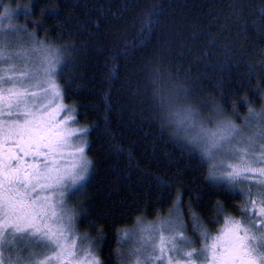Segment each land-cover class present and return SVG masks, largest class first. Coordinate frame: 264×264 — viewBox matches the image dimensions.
<instances>
[{
    "label": "trees",
    "instance_id": "16d2710c",
    "mask_svg": "<svg viewBox=\"0 0 264 264\" xmlns=\"http://www.w3.org/2000/svg\"><path fill=\"white\" fill-rule=\"evenodd\" d=\"M0 3L19 8L34 49L63 54L57 79L75 122L89 129L92 162L73 197L77 228L101 264L125 261L122 233L140 220L178 207L198 229L236 211L240 190L212 178L166 114L170 104L240 119L264 105V0Z\"/></svg>",
    "mask_w": 264,
    "mask_h": 264
},
{
    "label": "snow or ice",
    "instance_id": "6c2138e0",
    "mask_svg": "<svg viewBox=\"0 0 264 264\" xmlns=\"http://www.w3.org/2000/svg\"><path fill=\"white\" fill-rule=\"evenodd\" d=\"M18 11L10 8L0 11V63H8L13 58H26L22 53L8 52L7 48L11 45L3 39L6 32L15 34L17 31H27L11 23ZM5 23L7 28L4 27ZM39 51L43 54V50ZM47 51L51 52L50 49ZM51 63L60 62L54 60ZM64 66L60 65V71ZM0 72L11 73L0 75V262L6 259L7 264H24L25 260L34 264H53L54 261L59 264L67 256L68 260H64V264H69L75 256V245L68 244L70 236L66 233L71 231V225H66L63 214L56 211V198L57 193L60 198L63 197L66 181L70 180L75 185L87 178L92 166V162L85 156L88 145L85 143L84 146H77L69 141L74 137L82 138L89 129L68 131L66 125L75 120L74 115L57 122L56 116L61 112L73 111L62 103L53 112L47 111L52 103L62 99L59 86L49 79L56 74L54 67L49 66L40 72L13 64L12 67L0 69ZM33 88L42 91H32ZM49 95L52 99L46 104L41 103ZM197 115L191 109L173 108L169 104L166 118L178 130L186 132L191 143L202 147L209 159L223 156L239 160V165L249 164L248 160L242 158L249 153L232 146V140L239 134L234 126L210 131L199 124L195 118ZM252 115L258 114L253 112ZM260 123L264 124V119ZM255 135L264 140V133ZM247 143L251 147L261 148V156L253 157V162L264 163V145H256L252 140ZM66 148H73L74 151L65 152ZM66 157L72 158L71 165L61 167L69 163ZM217 168L228 169L218 179L229 185L245 182L250 175L264 177V168H241L223 160L213 166L214 171ZM248 182L264 186V179ZM250 203V209L242 208L247 220L229 218L226 228L213 238V244L202 250L211 252V264H264V207L257 208L255 202ZM260 203L264 205V199ZM177 241L190 243L182 234L170 240L161 237L159 246L154 242L151 245L153 253L159 252L160 255L146 256L144 261L137 260L136 264H146L152 260L155 264H165L166 259L167 264H173L175 258H166V251L180 252L188 261L201 254L195 250L183 252L178 248ZM33 245L40 251L30 252L26 257L17 255L13 260L2 255L4 250L13 249L23 253ZM137 251L134 250L133 254ZM47 252H53L55 256L48 257ZM38 256H45L46 259L36 260ZM94 264H100V261L95 260Z\"/></svg>",
    "mask_w": 264,
    "mask_h": 264
},
{
    "label": "rangeland",
    "instance_id": "374dc122",
    "mask_svg": "<svg viewBox=\"0 0 264 264\" xmlns=\"http://www.w3.org/2000/svg\"><path fill=\"white\" fill-rule=\"evenodd\" d=\"M5 8L10 9H19L16 7H12L5 3H0V11ZM19 11L17 12V14ZM16 14V15H17ZM12 24L16 25L18 28L23 29L20 22L17 20V17L14 16L13 20L11 21ZM4 27L7 28V24H4ZM23 30L15 32L12 34L11 32H6L3 39L5 43L10 44L11 46L7 48L8 52L13 53H22L24 57L21 59L13 58L12 61L8 63H0V69H6L12 67L15 64L19 68H25L30 71H40L42 72L44 68L52 66L56 69V74L49 77L52 81L59 86V89L62 94V99H57L55 103H52L50 108H48V112H53L58 104H63L67 109L70 107L64 102L63 100V93L61 86L57 79V73L60 69V65L63 62V54H58L57 51L55 53L48 52L49 49H41L33 48V44L30 43V36H27ZM46 45V44H45ZM48 46V45H47ZM46 47V46H45ZM43 50V54L41 51ZM57 57V58H56ZM59 61V64H52V61ZM11 74V73H3L0 72V75ZM39 81H32V83H37ZM48 85H45L47 87ZM3 87H12V85H3ZM32 91H42V89H31ZM52 99V96L49 95L47 99L41 101V103H48ZM72 110V109H71ZM198 115L195 117L199 124L210 130V131H217V130H225L228 125L234 126L238 131L239 134L236 135V138L232 140V146L240 149L241 152H248V156H243L242 158L249 161L248 165H239V160H233L230 157H223L221 156L219 159H209L207 154L204 152L202 147H198L199 153L208 161L210 174L213 179L219 180V176L221 173L226 174L228 169L226 168H217L215 171L213 170V166L220 163L223 160L225 163L237 165L241 168L243 167H251L253 170H258L260 168H264V163H257L253 162V157L261 156V148L260 147H251L248 145L247 141L252 140L255 142L256 145H264V140L258 139L255 135L256 133H264V124H261V119H264V105L260 108H257L256 116H253L252 113L241 115L240 119H234L231 116L227 115H216L213 114L211 116L201 115L198 112H195ZM74 115L72 111L69 112H61L58 116H56V121L59 122L65 119L67 116ZM68 131H73L77 129H84L85 126L77 125L75 120L66 125ZM180 133L185 134L188 139L190 140V136L184 132L183 130H178ZM235 135V133H233ZM86 135L81 137H74L72 138L69 143L74 144L77 146H84L87 143ZM65 152L74 151L73 148H66L64 149ZM85 156L88 159L85 151ZM71 157H66V160L69 161L68 164H62L61 167H70L71 165ZM89 173V172H88ZM83 175V173H81ZM88 175V174H87ZM264 179L259 175L256 176H249L245 182L241 184L244 185V194L246 196H255L256 192L259 190H264V186L258 185L256 183H249L248 181H253L254 179ZM257 181V180H256ZM84 181H78L75 185L69 180L65 182L63 187V197L60 198L57 193L56 204L57 208L56 211L58 213H62L64 216V222L66 225H71V231L66 233V235L70 236V240L68 241L69 245H75V256L69 261V264H94L95 260H99L97 256L96 247L93 245L94 243L89 241L86 236H81L77 228V216H78V208L73 198L75 196V190L83 183ZM228 184V183H227ZM229 185V184H228ZM240 183H237L233 186L239 188ZM240 189V188H239ZM200 222V221H199ZM198 223L196 218L192 215L186 218V216L182 213L181 209L178 207L172 208L166 214L157 217L153 220H140L136 222L133 227L126 229L122 233V238L119 244L118 252L119 256L124 258V262L121 264H136L137 260L144 261L146 256H158L160 255L159 252L153 253L152 251V243L154 242L157 246H159L160 238L164 237L166 239H171L172 237L183 235L187 238V241L190 243H184L181 241H177V246L179 249H182L183 252H192L197 245V242L193 240L191 236V228L198 227ZM92 246V247H91ZM7 246H5V249ZM134 250H139L134 253ZM40 251V249L36 248L34 245L28 248V251L23 253H18L15 249L12 251L4 250L2 255L4 257H11L13 260L16 259L17 255L28 256L30 252ZM199 251V250H198ZM48 257H54L55 253L47 252ZM166 258H175L173 260V264H193L194 257L192 261H188L184 259L180 252H165ZM36 260L46 259L45 256H38L35 258ZM64 260H68V257L65 256L63 260L59 262V264H64ZM100 261V260H99ZM0 264H7V260L5 259ZM24 264H34V262H30L28 260L24 261ZM53 264H56L54 261ZM101 264V262H100ZM146 264H155V261H147ZM165 264H167V259L165 260Z\"/></svg>",
    "mask_w": 264,
    "mask_h": 264
},
{
    "label": "flooded vegetation",
    "instance_id": "af4514ba",
    "mask_svg": "<svg viewBox=\"0 0 264 264\" xmlns=\"http://www.w3.org/2000/svg\"><path fill=\"white\" fill-rule=\"evenodd\" d=\"M256 180L259 181L261 179L257 178L253 181ZM244 184H246V182ZM239 188L236 187L235 189L240 190L242 197L238 198L236 211L224 210L219 213L217 218L213 220L210 226H204L196 230L197 235L193 240L197 242V245L195 246L194 250L201 254L198 256H194L195 260L193 264H211V252H204L202 250H204L206 246L213 244V238L220 235L221 230L226 228V221L229 218L237 221H245L248 219V217H246L245 213L242 211V208L250 209L252 207V203H250V201L255 202L257 208L264 207V205L260 203V201L264 199V190H259L258 192H256L255 196H246V194H244V185L240 183ZM252 219L255 220L256 218L252 217ZM205 236L207 238H205Z\"/></svg>",
    "mask_w": 264,
    "mask_h": 264
}]
</instances>
